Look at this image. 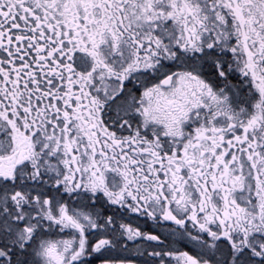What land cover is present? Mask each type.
<instances>
[{
	"label": "snow or ice",
	"instance_id": "snow-or-ice-1",
	"mask_svg": "<svg viewBox=\"0 0 264 264\" xmlns=\"http://www.w3.org/2000/svg\"><path fill=\"white\" fill-rule=\"evenodd\" d=\"M0 264H264V0H0Z\"/></svg>",
	"mask_w": 264,
	"mask_h": 264
}]
</instances>
